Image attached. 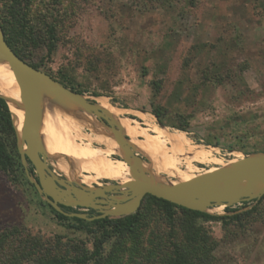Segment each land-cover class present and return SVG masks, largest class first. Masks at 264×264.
Here are the masks:
<instances>
[{
  "label": "rangeland",
  "instance_id": "obj_1",
  "mask_svg": "<svg viewBox=\"0 0 264 264\" xmlns=\"http://www.w3.org/2000/svg\"><path fill=\"white\" fill-rule=\"evenodd\" d=\"M43 1L33 0L32 10L38 8L41 11L48 0ZM164 1H48L57 4L59 12L56 18L60 26L57 49L48 62L50 72L67 83L69 80L64 77L65 74L73 79L74 86L83 91L81 95L89 103L103 97L115 107H119L116 106L118 104L129 107L138 105L136 109H128L144 111L156 125L179 130L168 123H176L182 116L193 114L194 107L188 102L189 88L193 82H197L201 76L199 73L204 71L208 78L207 85L212 84L214 91L205 107L189 120L184 132L191 141L211 151L203 160L179 158L170 152L177 161L171 165V171H159L171 179L187 177L216 160L225 161L245 153L264 151V0H194L193 7H186L185 4L197 23L199 40L196 46H203L206 50L214 47V50H205L199 59L196 58V62L192 60L188 63L190 68L184 70L183 59L188 49L193 47L190 44L192 38L184 40L180 57L169 73L168 79L173 83L166 87L170 86L171 90L164 96L160 92V97L163 96L161 104L168 111L164 117L167 121L165 124L159 122L151 111L150 103L154 96L150 92V83L153 76L146 74L162 59L152 49L160 41L161 31L176 22L179 11H163L161 6ZM9 3L0 0V20L4 25L8 17L4 11ZM38 72L48 77L42 70ZM236 76L240 77L238 81L234 79ZM179 84L183 85L182 94ZM96 92L101 95L95 96ZM141 106H146L148 110H142L139 108ZM91 112L102 123L104 132H115L121 136L122 142L130 145L134 136L119 133L115 124ZM131 116L144 125L139 116ZM59 117L63 130L65 116ZM46 133L56 136L60 129H47ZM87 134L90 133L87 131ZM138 136L134 139L143 140L142 136ZM90 137L93 145H101L95 141L97 136L90 134ZM52 167L65 175L55 163ZM33 172L37 177L35 168ZM85 172L81 174L87 175ZM13 175L0 169V230L19 227L24 240L33 237L43 239L44 253L47 255H62L65 248L72 245L92 248L93 234L79 226L71 228L69 225L74 222L70 219H60L29 182L23 166L17 164ZM105 197L114 200L117 196ZM139 212V237L122 238L121 263L161 264L170 252L169 241H173L175 235L180 236L176 231L177 225L175 231L170 232L171 227L163 222V207L151 198L144 200ZM198 222L214 241L212 252L209 251V264H264V200L255 213L243 216L239 221L199 219ZM166 234L172 238L169 240ZM159 243H162L161 249L160 245L158 248L156 246ZM12 251L20 250L12 248ZM197 252L201 254L203 250ZM198 255L190 252L188 264H199ZM31 263L24 261L21 264Z\"/></svg>",
  "mask_w": 264,
  "mask_h": 264
},
{
  "label": "trees",
  "instance_id": "obj_2",
  "mask_svg": "<svg viewBox=\"0 0 264 264\" xmlns=\"http://www.w3.org/2000/svg\"><path fill=\"white\" fill-rule=\"evenodd\" d=\"M6 1L10 2L7 9L5 8L4 11L8 17H6V25L1 24L9 45L22 59L30 63L33 68L42 70L51 79L71 92L82 94L83 91L74 86L73 82L75 81H73V79L65 74L64 77L68 78L67 80H69V83L64 80H59L48 68V62L57 49L60 30L56 18L59 12L56 7L57 4L54 5L48 2L50 1L48 0L44 3L45 7L39 11L38 8L32 10L31 3L33 0ZM40 1L42 2L43 0ZM164 2L163 5L161 4L163 11H168L170 9H179V11L177 12L176 22L171 26H166V28L161 31L160 41L156 43L152 49L156 52V55L160 56L162 59L146 74L151 73L153 76V80L150 83V92H152L154 96H152L153 100L150 103L152 108L151 111L158 118L159 122L165 124L167 121L164 117L167 115L168 111L166 107L161 104V100L162 97L171 90L170 86L166 87L167 84L173 83L172 80L168 79L169 73L171 72L170 70L175 67V61L180 57L179 52L184 40L186 38H192L190 44L193 46H191V49H188L187 55L183 59L184 70L190 68L187 66L188 63L190 64L192 60L196 62L197 59L205 53L204 51L206 49H204L203 46L199 48L196 46L199 40L197 37V23L193 20L190 10L186 8L187 6H195L194 0H165ZM209 47H212V45H209ZM213 50L214 47L206 51ZM45 68L48 69L46 70ZM198 72L200 71L198 70ZM204 74V71L200 72L199 75L201 76L198 78L197 82H193L192 87L189 88L188 102L194 107L193 114L185 115L184 117L180 116L181 118L176 123L168 124L184 130L186 126L189 125V120L194 114L205 107L207 104L206 101L210 99L214 89L212 84L210 86L207 85L208 78ZM214 77L216 78V75ZM238 78L240 79V77ZM238 78L236 76L234 79L238 81ZM182 86V84H179V87H181L179 88L181 94L183 92ZM160 92L163 94L162 97H160ZM94 95L99 96L101 94L96 92ZM200 103H202V105H200ZM113 104L116 105L115 103ZM116 106L133 109L138 107V105L129 107L124 104H118ZM139 108L148 110L146 106H141ZM17 164L23 166L17 148L15 131L11 123L8 105L0 92V169L14 177L13 172H15ZM25 174L29 179L26 171ZM29 182L34 186L30 179ZM49 196L54 199L53 196ZM147 198L157 201V203L163 207V222L171 227L170 232L173 233L177 225L176 231L180 233L179 237H176V235L174 236L173 241L170 240L172 237L166 234V237L170 240L171 247L170 252L165 256V258H167L166 261L161 264H188L190 252L198 255L200 254L197 252L199 249H202L203 252L198 255V263L209 264V251L212 252L211 247L214 241L210 238L205 227L199 224L200 222H198V220L221 219L223 221H239L241 217H247L255 213L257 208L262 206L264 200L263 196L253 208L233 215H210L183 207L150 194L146 195L143 202ZM254 201V199L242 201L234 207L226 208V210H238L248 206ZM46 204L50 206L48 203ZM58 204L66 210V205L60 202H58ZM51 208L60 219L72 220L74 223L69 225L71 228L79 226L78 228H85L92 233L94 236L92 248L87 249L78 245H72V250L71 248H65V253L62 255L57 253H54V255H47V253H44L46 249L43 239L40 240V238L33 237L24 240L22 230L19 227L5 228L0 230V264H21L24 261H30L32 262L31 264H122L121 257H119L121 252L120 245L123 242L122 238L139 237V209L127 213L111 214L102 218L94 217L91 219H83L72 215H65L64 213L56 211L53 207ZM66 211L69 212V210ZM159 245L161 249L162 243L156 244L157 248ZM12 248H16V250L20 251L13 252ZM189 249L191 251H189ZM136 251H138L137 247Z\"/></svg>",
  "mask_w": 264,
  "mask_h": 264
},
{
  "label": "water",
  "instance_id": "obj_3",
  "mask_svg": "<svg viewBox=\"0 0 264 264\" xmlns=\"http://www.w3.org/2000/svg\"><path fill=\"white\" fill-rule=\"evenodd\" d=\"M0 58L7 83L8 98L2 96L8 105L22 165L40 197L56 211L83 219L88 218L87 213L65 211L55 198V200L50 198L49 195L51 194L44 189L41 183L42 179L50 181L52 186L63 193H70L82 201L81 203L72 202L73 204H82L97 209L100 213L95 217L100 218L119 212L136 210L147 194L210 215H233L249 210L264 196V151L245 153L225 161L216 160L210 166L191 173L184 182L179 183L159 171L149 160L134 151L127 143L122 141L110 143L109 137H96L95 141L101 144L99 146L93 145V141L90 139L86 142L85 148H79L74 144L50 147L40 123L38 91L30 75V71L35 70V68L22 59L9 45L1 22ZM122 154H126L133 160V163L124 160L128 165L136 164L138 166L136 171L147 173L152 181L141 185L132 183L115 185L117 188L126 187V190L121 191L124 194L135 193L136 195L130 200L110 203L109 208H100L102 200L98 197L105 196L102 190L89 191L74 184L76 182L93 185L98 183L96 179H69L65 175V177H59L52 167L53 163L65 165L103 157L121 160ZM31 163L40 179L30 170ZM241 176H246L256 184L253 191L233 195L227 200H218L215 197L225 184ZM103 187L110 190V185ZM253 199L255 201L248 206L233 211L226 210V208L234 207L242 201Z\"/></svg>",
  "mask_w": 264,
  "mask_h": 264
},
{
  "label": "bare ground",
  "instance_id": "obj_4",
  "mask_svg": "<svg viewBox=\"0 0 264 264\" xmlns=\"http://www.w3.org/2000/svg\"><path fill=\"white\" fill-rule=\"evenodd\" d=\"M30 75L38 91L40 123L50 147L74 144L79 148H85L87 144L79 141L78 138L87 142L91 139L90 134L97 137H109L110 143L122 141L121 136L115 132L103 131L102 123L94 118L91 112L93 111L115 124L119 133L130 134L134 138L136 135L142 136L143 140L133 138L129 144L134 151L141 153L158 170L171 171V165L177 159L175 156L170 155V152L179 158H195L198 160H203L210 154L211 149L208 150L204 146L191 141L186 132L170 129L164 125H156L144 111L140 112L138 110H131L132 108L115 107L109 104L103 97H97V102L89 103L84 95L74 94L59 87L47 76L36 70L30 71ZM0 92L1 95L8 98L7 83L1 58ZM131 114H135L143 119L144 125H140L137 120L138 118L135 119ZM61 115L65 116L64 124H62L65 127L63 130V126H61L59 121V116ZM56 128L60 129L59 135L51 136L46 133L47 129ZM87 131L90 134H87ZM122 156L123 159L121 158V160L103 157L65 165L55 163V165L63 170L69 179L94 180L97 178H108L135 185L148 184L152 181V178L147 173L136 171L138 167L136 164L130 166L125 162L133 163L130 157L126 154H122ZM82 171H86L87 175H82ZM189 176H179L174 180L182 183ZM41 183L44 189L56 200H66L70 203L82 202L78 197L67 192L63 193L55 188L47 180L42 179ZM255 187V183L251 182L246 176H241L225 184L215 197L218 200H227L233 195L251 192ZM85 189L98 191L99 187L88 185Z\"/></svg>",
  "mask_w": 264,
  "mask_h": 264
},
{
  "label": "flooded vegetation",
  "instance_id": "obj_5",
  "mask_svg": "<svg viewBox=\"0 0 264 264\" xmlns=\"http://www.w3.org/2000/svg\"><path fill=\"white\" fill-rule=\"evenodd\" d=\"M31 166H32L31 170L33 172L35 167H34V165L32 163H31ZM54 170H55L56 174L59 177H65L64 174L61 173V171H58L55 168H54ZM37 178L40 179L39 176H37ZM96 180L98 181V183L99 182L100 183L99 184L98 183H94L93 185L96 186V187H99V190H102L105 193L106 196L107 195H115V196H117L116 198H114V200H109L105 196L98 197L100 200H102V203H100V208H109L110 207V203H117V202H123V201H126V200H130L131 198H133L136 195L135 193H129V194L122 193L121 191L122 190H126V187H118V188H116L115 185H120L122 183L121 181H118V180H115V179H108V178H97ZM74 184L77 185L78 187H81V188H86L88 186L87 184H84V183H76L75 182ZM109 184L112 185V186L109 187L110 190H106L103 186L104 185H109ZM142 202H143V200H142ZM142 202H141V205H142ZM60 203H63L64 205H66L65 206L66 210H69L70 213L71 212L87 213V215H88L87 219H91V218L95 217L96 215H98L100 213L97 209H94V208H92L90 206H86V205H82V204H73V203H69V202H60ZM141 205L137 209H139L141 207ZM119 213H127V212H119Z\"/></svg>",
  "mask_w": 264,
  "mask_h": 264
}]
</instances>
